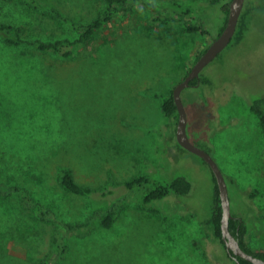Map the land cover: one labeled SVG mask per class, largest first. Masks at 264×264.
I'll return each instance as SVG.
<instances>
[{
  "label": "rangeland",
  "instance_id": "374dc122",
  "mask_svg": "<svg viewBox=\"0 0 264 264\" xmlns=\"http://www.w3.org/2000/svg\"><path fill=\"white\" fill-rule=\"evenodd\" d=\"M151 1L163 11L169 1L195 5L193 22L209 32L154 23L150 10L139 5L96 31L71 58L0 39V182L29 188L36 202L27 207L17 193L0 197V264H36L51 253L58 225L40 219V205L78 221L113 202L64 189L57 179L60 165L97 188L111 178L142 174L144 161L155 178L187 176L191 191L155 201L164 213L138 207L145 190L134 192L111 227L73 236L60 264H237L210 223L214 173L201 156L179 148L178 117L165 116L154 95L184 79L219 35L221 7H209V0ZM254 1L243 40L204 69L215 66L211 73L223 89L209 94L187 87L182 95L189 130L222 168L232 212L247 221L245 241L257 251L264 249V136L247 97L264 91V1ZM35 2L88 21L102 0ZM0 20L21 24L31 37L78 35L22 0H0Z\"/></svg>",
  "mask_w": 264,
  "mask_h": 264
},
{
  "label": "trees",
  "instance_id": "16d2710c",
  "mask_svg": "<svg viewBox=\"0 0 264 264\" xmlns=\"http://www.w3.org/2000/svg\"><path fill=\"white\" fill-rule=\"evenodd\" d=\"M22 1H25L26 4L35 8L43 9L58 19L64 21L68 26L75 30L78 35L76 37L65 36L51 39H45L38 36L31 37L25 35L24 29L20 26L21 24L11 20H0V39L8 45H27L41 52L62 58L74 57L77 48L85 44L96 31L115 19L117 15L132 12L139 5H144L148 10H150L152 21L154 23L162 25H180L188 32H209L206 24H197L196 22H193L195 15L198 13V8L193 4H186L180 1L167 2L164 6L165 11H163L160 5L151 0H102L98 13L88 21H77L65 16L58 8L42 7L39 3L35 2V0ZM209 2V7L212 5H220L221 7L222 23L219 26L220 34L228 20L231 0H209ZM254 3V0H246V6L244 7L245 9L243 10L244 12L241 15L238 26L239 29H237L236 36L232 40L233 42L230 43L226 49H233L243 40L247 20L255 11V7L253 5ZM204 50L197 55L196 60L201 56ZM221 53L220 57L223 58L224 53ZM213 68H215L214 65ZM213 68L210 71L203 70L201 76L193 79L189 87L200 91H208L209 94L215 93L219 88L223 89L224 86L219 84L216 75L211 73L214 72ZM173 89L174 87L170 88L168 91L154 93V95L161 100V110L163 114L169 118L179 117ZM261 89L250 93L247 99L249 101L250 109L256 113L259 118V123L264 136V91H261ZM188 131L191 139L196 143L197 141L194 139L189 130V124ZM177 144L179 145V148L183 149L178 142ZM152 169L153 167L151 166V163H149V161H144L142 174L134 175L120 182H115L111 178L104 186L95 188L79 182L76 179L72 167L60 165L58 167L57 179L59 184L64 189L75 194L92 197L98 202L108 200H113V202L106 207L96 208L84 220L78 221L65 220L50 207L40 205V208L38 209L40 219L47 222H53L58 226L53 234V248L51 253L39 260L36 264H60L69 253L71 239L73 236L83 237L89 235L98 226H102L104 228L111 227L120 215L122 209L128 204L130 195L138 190H145L142 200L138 202V207L159 213L164 212L160 206L155 205V201L163 200L172 193L184 195L191 191L192 182L187 176L178 175L172 179H160L150 175ZM216 188L217 192L215 204L211 214L210 223L212 225L215 238L218 239L226 248L225 242L222 238V207L217 184ZM15 193L21 195L25 206L34 207L36 205L35 197L29 188L14 183L0 182V197ZM230 229L232 233L240 239L241 245L245 250L264 258V249L255 251L245 241V236L248 231V223L245 218L234 214V216L230 219ZM228 255L235 261L229 252ZM239 261L240 264H255L241 256H239ZM236 263L238 264V262Z\"/></svg>",
  "mask_w": 264,
  "mask_h": 264
},
{
  "label": "water",
  "instance_id": "95a60500",
  "mask_svg": "<svg viewBox=\"0 0 264 264\" xmlns=\"http://www.w3.org/2000/svg\"><path fill=\"white\" fill-rule=\"evenodd\" d=\"M245 4L246 0H231L228 20L222 32L203 51L185 78L180 80L174 86L173 94L179 112L176 137L182 147L201 156L214 173L222 207V238L228 252L238 264H240L239 256L244 257L255 264H264V258L245 250L241 245L240 239L237 238L230 229V219L234 214L232 212L231 198L226 176L212 153L196 144L191 139L188 131V111L182 95L183 90L191 85V81L195 78H199L206 66L215 60L220 53L230 45L236 36Z\"/></svg>",
  "mask_w": 264,
  "mask_h": 264
},
{
  "label": "flooded vegetation",
  "instance_id": "af4514ba",
  "mask_svg": "<svg viewBox=\"0 0 264 264\" xmlns=\"http://www.w3.org/2000/svg\"><path fill=\"white\" fill-rule=\"evenodd\" d=\"M231 255V254H230ZM232 256V255H231ZM233 257V256H232Z\"/></svg>",
  "mask_w": 264,
  "mask_h": 264
}]
</instances>
